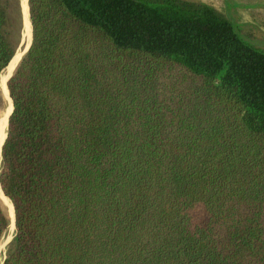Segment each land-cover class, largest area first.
<instances>
[{"label":"trees","instance_id":"16d2710c","mask_svg":"<svg viewBox=\"0 0 264 264\" xmlns=\"http://www.w3.org/2000/svg\"><path fill=\"white\" fill-rule=\"evenodd\" d=\"M29 8L2 264H264V47L204 1ZM22 30L0 0V75ZM10 225L0 197V245Z\"/></svg>","mask_w":264,"mask_h":264},{"label":"rangeland","instance_id":"374dc122","mask_svg":"<svg viewBox=\"0 0 264 264\" xmlns=\"http://www.w3.org/2000/svg\"><path fill=\"white\" fill-rule=\"evenodd\" d=\"M196 1H204L214 5L226 16H228L236 23H238L241 31L248 38H250L256 44H259L264 47V0H196ZM19 4L21 7V0H19ZM22 36H23V30H22ZM29 41L30 40L26 38V42H28V44L30 43ZM15 64L13 65L12 69L14 68ZM0 88L3 93V88L1 87V85ZM5 104H6V98L4 104L0 106V116L3 113ZM5 201L8 203L11 211L10 203L6 199ZM13 235H14V231L11 232V227H9L7 234L3 238L0 245V263L7 255V248H8L7 246L9 242L12 240ZM8 239L10 240L8 241Z\"/></svg>","mask_w":264,"mask_h":264},{"label":"bare ground","instance_id":"6f19581e","mask_svg":"<svg viewBox=\"0 0 264 264\" xmlns=\"http://www.w3.org/2000/svg\"><path fill=\"white\" fill-rule=\"evenodd\" d=\"M23 3H24V10H25V23H26V28H25V36L28 38V40H31V38H32V36H31V27H30V21H31V19H30V16H29V6H28V0H23ZM30 42V41H29ZM21 54H22V52H21V50H18L17 52H16V54H15V56L13 57V59L11 60V62L9 63V65L6 67V71L4 72V74L3 75H1L2 77H1V79H0V85H1V87L3 88V90H4V92L6 93V95H7V97H8V99H9V102H8V107H7V115L4 117V121H5V123H3V125H2V129H1V133H0V138L2 139V137H3V135L5 136V127H6V121H7V117H8V113L10 112V110L12 109V99H11V97H10V95H9V89H8V86H7V77H8V75H9V73L10 72H12L11 71V69H12V67H13V65L16 63V62H18L19 61V58H20V56H21ZM18 60V61H17ZM17 64V63H16ZM16 64H15V66H16ZM14 66V67H15ZM14 69V68H13ZM12 69V70H13ZM1 139H0V145H1ZM0 156H1V153H0ZM0 188H1V186H0ZM2 189V188H1ZM4 193H1V190H0V195L2 196ZM4 196V198H6L5 197V195H3ZM2 196V197H3ZM7 199V198H6ZM7 201L9 202V200L7 199ZM10 203V202H9ZM11 204V203H10ZM11 211H10V217H11V232H13L14 231V229H15V225H14V208H13V204H11ZM10 208V207H9ZM12 208H13V210H12ZM14 236V235H13ZM13 236H12V238H13ZM10 239H8V241H9Z\"/></svg>","mask_w":264,"mask_h":264},{"label":"water","instance_id":"95a60500","mask_svg":"<svg viewBox=\"0 0 264 264\" xmlns=\"http://www.w3.org/2000/svg\"><path fill=\"white\" fill-rule=\"evenodd\" d=\"M28 6H29V0H28ZM21 10H22V15H23V36H22V39H21V41H20V43H19V45H18V48H17V50H16V52H17L18 50H21V52H22L19 61L21 60L22 56L27 52V50L30 48L31 43H32V39H33V26H32V38H31L29 44H28V42H26V38H27V37L25 36V28H26V23H25V10H24V3H23L22 0H21ZM29 16H30V8H29ZM30 19H31V17H30ZM31 23H32V21H31ZM24 40H25V41H24ZM15 54H16V53H15ZM14 56H15V55H14ZM14 56H13V57H14ZM12 59H13V58H12ZM12 59H11V60H12ZM19 61L17 62L16 66L14 67V69L12 70V72L9 73V75H8V77H7V86H8V79H9L10 76L13 74L14 70L16 69V67H17V65H18V63H19ZM9 63H10V62H9ZM7 66H8V65H7ZM7 66H6V67H7ZM6 67L3 69L2 73L5 71ZM2 73H1V75H2ZM1 75H0V77H1ZM8 89H9V86H8ZM3 93H4L5 98H6V104H5V107H4V109H3V113H2V115L0 116V133H1V129H2V125H3V123H5V121H4V117L7 115V107H8V102H9V99H8L6 93L4 92V90H3ZM8 93H9V95H10V97H11L10 90H9ZM11 99H12V109H11L10 112L8 113V117H7V121H6V127H5V136L3 137L2 142H1V150H0L1 158H2V147H3V143H4V141H5L6 137H7V128H8V125H9L10 115H11V113H12V111H13V108H14V101H13V98L11 97ZM0 163H1V161H0ZM0 185H1V183H0ZM1 187H2V186H1ZM2 189H3V188H2ZM3 191H4V190H3ZM4 193H5V192H4ZM0 197L2 198V200L4 201V203L6 204L7 209H8V211H9V214H10V208H9L8 203L5 201L4 197H2L1 195H0ZM8 197H9V196H8ZM11 201H12V200H11ZM12 204H13V202H12ZM13 208H14V225H15V228H16V218H15V206H14V204H13ZM10 215H11V214H10ZM5 257H6V256H5ZM2 262H3V261H2ZM2 262H1L0 264H2Z\"/></svg>","mask_w":264,"mask_h":264}]
</instances>
